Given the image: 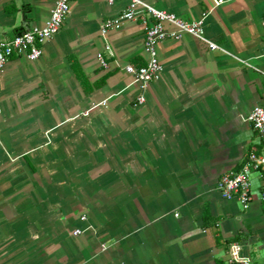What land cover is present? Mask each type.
Instances as JSON below:
<instances>
[{
    "label": "crops",
    "instance_id": "1",
    "mask_svg": "<svg viewBox=\"0 0 264 264\" xmlns=\"http://www.w3.org/2000/svg\"><path fill=\"white\" fill-rule=\"evenodd\" d=\"M56 1L0 0V39L43 27ZM150 2L204 17L218 49L161 41L142 90L125 70L146 62L141 20L100 34L128 1L71 0L42 55L0 71V264H228L233 243L264 264V204L217 188L259 148L247 117L264 101V0Z\"/></svg>",
    "mask_w": 264,
    "mask_h": 264
},
{
    "label": "built area",
    "instance_id": "2",
    "mask_svg": "<svg viewBox=\"0 0 264 264\" xmlns=\"http://www.w3.org/2000/svg\"><path fill=\"white\" fill-rule=\"evenodd\" d=\"M119 0H108L110 5ZM128 6L123 13L115 19H106L101 27L100 34L106 38L110 30H116L125 22L141 20L143 29V48L146 54L144 65L135 67L127 65L126 72L132 75L139 88L144 90L156 80L162 72V65L158 60L157 45L166 39H180L189 34L207 44L209 49H218V46L204 36V17L196 21H186L174 13L161 10L152 5L150 0H127ZM71 0H57L50 17L43 27H33L25 30L13 38L0 39V71L14 56H25L29 60H36L42 55L43 44L54 37L66 17L70 14ZM214 6H220L224 0H213ZM136 8L143 10V15H137ZM170 26L171 29L166 27ZM105 49L112 55L110 46L106 43ZM97 59L101 66L107 67V61L102 53ZM138 104H143L145 98L140 95ZM252 130L255 133L254 142L259 147L251 150L239 169L224 172L217 183L218 191L226 200H235L242 207L249 205L256 197L264 204V101L256 106L248 115ZM178 214H175L177 216ZM84 219V218H83ZM80 230L74 232L80 234ZM228 264H255L249 257L241 254V245L233 243L229 250Z\"/></svg>",
    "mask_w": 264,
    "mask_h": 264
},
{
    "label": "trees",
    "instance_id": "3",
    "mask_svg": "<svg viewBox=\"0 0 264 264\" xmlns=\"http://www.w3.org/2000/svg\"><path fill=\"white\" fill-rule=\"evenodd\" d=\"M75 69H76V68H75ZM75 72H76V74L78 75L80 81H81V82L83 83V85L85 86L86 84H85V80H84L82 74H81L78 70H76ZM105 79H106V77H103L100 81H98L97 83H95L94 87L97 88V87L101 86L102 84H104ZM85 88H86V90H89V91L92 90L91 87H87V86H85ZM204 218H205V220H206V222H207V220L209 219V214H208L207 211H206L205 214H204Z\"/></svg>",
    "mask_w": 264,
    "mask_h": 264
}]
</instances>
